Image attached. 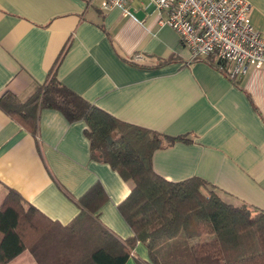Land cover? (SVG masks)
Segmentation results:
<instances>
[{
  "label": "crops",
  "instance_id": "1",
  "mask_svg": "<svg viewBox=\"0 0 264 264\" xmlns=\"http://www.w3.org/2000/svg\"><path fill=\"white\" fill-rule=\"evenodd\" d=\"M104 1L0 0V99L10 92L25 100L55 74L122 122L185 137L155 152L159 176L197 177L227 202L264 211V69L251 64L232 79L214 58L193 61L148 0H129L130 15L104 10ZM247 1L252 25L264 31V0ZM86 128L45 108L34 135L0 109V207L12 190L67 226L81 213L80 199L100 185V222L128 240L133 231L119 205L132 185L92 158ZM133 254L126 264L149 260L142 243ZM7 264L37 263L24 251Z\"/></svg>",
  "mask_w": 264,
  "mask_h": 264
},
{
  "label": "trees",
  "instance_id": "2",
  "mask_svg": "<svg viewBox=\"0 0 264 264\" xmlns=\"http://www.w3.org/2000/svg\"><path fill=\"white\" fill-rule=\"evenodd\" d=\"M197 61V60H196ZM83 121L94 160L131 183L119 210L133 236L121 240L99 220L106 196L100 185L80 199V215L63 226L25 205L10 190L0 207V264L28 251L37 264H126L138 243L149 260L138 264H264V211L227 202L206 181L159 176L156 151L185 137H169L122 122L63 85L55 74L25 100L6 92L0 109L34 135L42 109Z\"/></svg>",
  "mask_w": 264,
  "mask_h": 264
},
{
  "label": "built area",
  "instance_id": "3",
  "mask_svg": "<svg viewBox=\"0 0 264 264\" xmlns=\"http://www.w3.org/2000/svg\"><path fill=\"white\" fill-rule=\"evenodd\" d=\"M159 24L172 28L190 50L193 61L214 58L229 77L244 76L249 65L264 69V31L254 28L247 0H148ZM129 0H105L103 9L121 8L130 15ZM135 61H143L136 55Z\"/></svg>",
  "mask_w": 264,
  "mask_h": 264
},
{
  "label": "water",
  "instance_id": "4",
  "mask_svg": "<svg viewBox=\"0 0 264 264\" xmlns=\"http://www.w3.org/2000/svg\"><path fill=\"white\" fill-rule=\"evenodd\" d=\"M132 13H133V15L135 16V17H137L138 19H141L142 17V15H143V13L142 12H135V11H132Z\"/></svg>",
  "mask_w": 264,
  "mask_h": 264
}]
</instances>
